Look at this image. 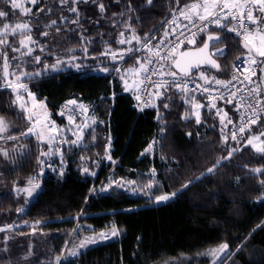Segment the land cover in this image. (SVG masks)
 I'll list each match as a JSON object with an SVG mask.
<instances>
[{"label":"trees","instance_id":"obj_1","mask_svg":"<svg viewBox=\"0 0 264 264\" xmlns=\"http://www.w3.org/2000/svg\"><path fill=\"white\" fill-rule=\"evenodd\" d=\"M196 1L153 0L148 5L147 0H131L135 10L127 12L128 0H120L119 5L115 0H103L107 8L103 19L95 4H80L82 28L64 23L59 33L49 30L47 37L41 35L43 25L50 19H57L59 23L64 6L58 0H39L32 6L31 19L38 20V24H32V35L41 43L34 47L31 55H22L23 49L13 52L6 46L2 52H7L13 66L20 60L28 75L41 73L35 75L30 89L45 100L53 116L59 105L77 98L95 106V114L104 126L94 151L87 152L91 158L89 170L97 172L95 176L83 174L72 160L67 161L62 175L49 171L44 174L41 150L32 137L24 139L29 148L25 154L9 158L0 155V228L4 229L0 231V264H208L206 252L224 243L228 245L229 254L220 264H264V153L246 144L256 136L264 148V111L260 109V122L236 144L229 139L230 127L239 117L235 104L220 100L212 107L214 101L198 97L204 102L205 122L197 123L195 119H185L183 93L162 87L157 93L163 95L155 94L153 106L138 112L120 79V72L140 68L137 58L141 64H146L144 62L152 56V46L162 40L170 19L182 9L187 10L185 5ZM0 8L9 12L8 21L22 20L21 12H14L3 3ZM41 8L43 11H39ZM49 8L54 10L46 15ZM122 11L126 12L124 16L113 18V13ZM259 12L256 15L263 17ZM64 15L75 14L66 11ZM225 25L227 27L210 28L182 50L200 49V42L207 39L208 33L219 34L220 41L210 42L209 48L203 51L205 65L201 70L214 74L215 78L229 80L235 60L259 56L248 42L228 31L231 23ZM121 32L123 37L119 35ZM144 37L151 41L148 49L144 48ZM18 38L12 37L9 43L18 46ZM125 38L131 43L118 42ZM41 45L46 49L43 52ZM215 45L224 49L222 55L211 57L221 66L219 71L208 62ZM124 49L136 51L126 53ZM106 50L116 53L117 59L113 60L111 54H101ZM35 56H40V63L34 61ZM58 59L62 61V70L51 67L58 65ZM172 61L171 58L165 62L164 73L174 70ZM66 62L73 66L65 68ZM117 68L120 71H116ZM97 69L106 70L95 74L93 71ZM260 70L252 81L255 82ZM260 89L264 97V86ZM8 101L7 94L0 97V115L8 121L11 136L20 140L29 125L25 116ZM165 103L167 108L163 107ZM222 106L232 111L223 124L215 113ZM105 133L111 139L110 156L117 161L114 167L105 162L96 163V158L107 152ZM155 138L158 139L157 154L154 158L147 157L144 153ZM234 147L241 150L229 159H222ZM217 160H221L220 166L214 173H207ZM256 168L262 171H252ZM150 169L155 170L162 193H176L173 200L154 205L143 197L117 189L93 195V189L108 175L142 181L144 173ZM189 181L192 183L188 184ZM34 182L40 184V190L28 201L20 192ZM185 184L188 186L184 187ZM24 220L36 226L18 229ZM87 227H91L92 232L115 227L118 235L58 263L57 257H61L73 241L76 230L79 228L75 242H79V238L89 232Z\"/></svg>","mask_w":264,"mask_h":264},{"label":"rangeland","instance_id":"obj_2","mask_svg":"<svg viewBox=\"0 0 264 264\" xmlns=\"http://www.w3.org/2000/svg\"><path fill=\"white\" fill-rule=\"evenodd\" d=\"M18 3L21 5V7L13 11L21 12L22 20L31 19V16H26L22 14L24 8L32 9L33 5L29 2V0H18ZM61 10H62V15H64V13L66 12L65 7L61 8ZM252 11L254 16L258 18H264V12L260 11L261 13H263V15L261 14L263 17L256 15V13L259 12L258 8H253ZM206 12H201L200 14H204ZM176 16L178 19H184V18H180L181 15L179 17L178 15ZM192 16L194 15L191 16L188 15L186 18ZM254 25L256 28L255 36L246 39L245 41L248 42L251 46H253L256 52L258 53L257 49L261 47L259 37L260 34L264 32V26H261L258 29V26L256 24ZM168 27L169 25H167V28ZM169 29H167V31H169ZM12 37L13 36L7 37L8 42ZM193 41H196V39H194ZM192 44L193 43H191L190 45ZM35 46L36 45H32L33 48ZM3 49H4V45H0V53H3L2 52L4 51ZM154 51L155 49L153 48L151 55H153ZM261 59H262V71L264 72V57H261ZM0 61H1L0 71L1 74L3 75L1 86L5 87L6 84L5 72L11 73L12 75H9L7 78V83H10L11 87H6L10 91L9 93L10 101L12 102L13 107H16L17 110L21 112L22 115L25 116L26 123L29 125V127H32L33 129L31 133H28L27 131L26 135H22V138L20 140H15V138L10 139L9 137H14V136H11L10 134V126L8 121L3 118L4 121L6 122L5 125L6 130L0 132V155L9 158L11 156L25 154L27 150H29V148L27 143H24L25 141L24 139H29L32 137L35 139L36 143L38 144L37 146H39L41 150V157L43 163L45 164L44 172H43L44 174L47 171L53 174L55 173L61 174V171L63 173L67 167V161L72 160L74 161V163H77L79 167H81L83 174L88 176L97 175V172L95 174L94 172H91L89 170V164L91 158L87 154L89 150L90 153L94 151V147L98 141L99 136L101 135L100 129H102V127L104 126V123L101 122V120L95 114L96 113L95 106H91L89 104L83 103L77 98H74L71 100H75L76 101L75 104H69L68 101L62 103L57 108V112L55 116H53V113H51L47 108V104L45 100L39 99L37 94L30 89V84L33 82L35 75H25L26 72H24V68L22 67L23 65L20 63V60H18L17 61L18 63L15 64V66H13L12 61L10 63L8 59L7 68H5L4 66L3 59H1ZM61 64L62 63H58L56 69L62 70L63 68L61 67ZM16 65H19V67H16ZM147 65L148 64H145L143 68L140 67L136 71L125 70L123 72H120L121 82L125 85V87H127V91L130 95L137 94L140 91L141 75ZM69 66H73V65H71L69 62H66L64 67L67 68ZM169 70H171V64L169 66ZM201 71L202 70L200 69L199 72ZM93 72L96 74V72L104 73L105 71L102 69H97L94 70ZM17 74H19L20 83L25 85L27 91H25L24 89L16 88V82L18 78ZM199 77L203 80L205 79L202 78L201 76ZM29 91L33 94V96L28 95ZM17 93H19L21 96V99L19 100H17L16 98ZM151 103L148 105V108L153 106V103L152 104ZM21 104H25L27 106V111L21 109L20 107ZM81 105H83V107H81ZM28 116H32L36 122L30 125L29 120L27 118ZM199 116L201 123H204L205 120H203L202 112L200 113ZM69 117L72 118L71 122L69 120ZM37 133L40 134V138L37 137ZM103 139L106 141L107 152L99 156L98 159L96 158V163L101 165L103 162H105L107 164H111L112 167H114L117 164V161L113 160L112 157L110 156L112 148H111V139L109 138L108 133H105V135H103ZM65 140L76 141V143L75 144L70 142L65 143ZM253 145H255V147ZM251 146L256 151L258 148H262L261 139L257 138L253 140ZM157 150H158V139L155 138L152 140L151 144L146 149L144 155L147 157L154 158V156L157 154ZM4 153H6L7 155H4ZM42 153L45 154L42 155ZM109 156L111 157V159H109ZM98 166H96V168ZM85 168L88 169L87 172L84 171ZM128 182L129 181L124 180L123 178H116L112 175H108L106 179H104V181H102L99 185H97L93 189V195L106 194L113 189H117V190H122L125 193L134 197H143L144 199L153 203L154 205L164 204L174 199V196H170V199H168L167 201H162L159 203L155 202L154 197L156 195H162L167 193L161 192L162 184L157 179L156 172H153L152 169L144 173V179L142 181H132L133 183L131 184ZM149 185H151V187H149ZM39 190H40V184L38 182H34L29 184L27 188L21 190L23 192L20 193L25 194L27 200L30 201L34 199V197L37 195ZM29 192H31L32 194L29 195L28 194ZM34 226H36V223L24 220L17 226V228L20 230H27L33 228ZM87 229L89 232L87 233V235L80 237L79 242H75V238L77 236L76 234L78 233L79 228L76 230L74 234V238L72 239L73 241L70 244H68L63 254L61 255L59 261L56 260L58 263H60L61 261L67 258L78 256L79 253L88 246H94L100 244L114 237L111 235L112 230H106L102 232H92L91 227H87ZM93 240L95 242H92ZM82 244L83 246H81ZM217 248H213V249H217ZM210 250H208L206 252L208 254L205 255V257L209 259L208 264H213L214 261L215 264H220L221 261L229 254V248H228L220 253H217V257H219V259H217L216 257H213L210 254ZM72 252H76L77 254L71 255Z\"/></svg>","mask_w":264,"mask_h":264},{"label":"snow or ice","instance_id":"obj_3","mask_svg":"<svg viewBox=\"0 0 264 264\" xmlns=\"http://www.w3.org/2000/svg\"><path fill=\"white\" fill-rule=\"evenodd\" d=\"M29 2L33 6H35L37 3H39V0H29ZM89 2H91L92 4H95L97 6V8L99 9V12L101 14L100 18L103 19L104 18L103 14L107 11V8H106L105 4L103 3V0H58V3L61 6H64L67 12L75 14V15L72 16V17L61 15L59 17V23H58L57 19H50L48 23L43 25L44 30L41 32V35L47 37L49 35V30H54L55 32L59 33L60 32V25L64 24V23L75 24V25H77L78 28H82V25H81V22H80L81 11H80V8L78 7V5H80V4H88ZM0 3L6 4L12 10H17V9H19L21 7V5L18 3V0H0ZM115 3L117 5H119L120 4V0H115ZM152 3H153V0H147V4L148 5H151ZM213 3H216L217 7L220 10H223V8L227 6V0H225L224 4H221L220 0H213ZM251 3L253 5H258L259 6L258 10L261 11V12H264V0H251ZM201 7H203L204 10L207 11V5L206 4L205 5H198L196 3H193L190 6L185 5V9H199ZM53 10H54L53 8H49L48 9V13H46V15L50 14ZM134 10L135 9H134V7L131 4V0H128V4L126 5V11L127 12H132ZM39 11H43V8H41ZM181 11L183 12L184 9H182ZM22 14L26 15V16L33 15L31 8H24ZM125 14H126V12H123V11L120 12V13H113V18L116 17L117 15L124 16ZM229 15H231L232 19H236V14L233 11L232 13L224 12V14L222 16H215L214 19L209 21V22L210 23H215L218 27H221V28L227 27V25L222 23V20L226 19ZM8 17H9V12L7 10L3 9V8H0V45H4L6 47H10L13 52H20L21 49H24L25 51L21 53L22 55H25V54L31 55V53L34 51V48L32 47V45H39L41 43L40 41L34 39V37L32 35V27H31V25L33 23H37L38 24V20L37 21H33L32 19H26V20L8 21ZM187 19H189V24L197 27V29L199 31H204V29L207 27V24H198L197 23V20H199L201 22L208 20V17L205 16V15H201L199 13V11H197L195 18L188 17ZM244 20H246L249 23L256 24L258 26V29L261 26H264V18H258L256 16H254L253 15V11H252L251 8H246L244 10V12L241 13V21H244ZM96 22L98 23L99 21L97 20ZM172 22H174V21H172ZM166 23H168V22L166 21ZM113 26L115 27V23H113ZM184 27H188V25H184ZM246 27H247L246 24H244V23L240 24V28L241 29L246 28ZM73 31H75V29H73ZM228 31L229 32L236 31L235 26L228 27ZM195 34L196 33H194V32L192 33L193 36H195ZM236 34L238 36L244 37V39H249L252 36L253 33H252V30L249 29L248 32H247V35L243 31H237ZM119 35L123 37L124 33L121 32ZM169 35H170L169 32H165L164 33L165 37H168ZM8 36H13V37L19 36L18 46L14 45V44H10L8 42V39H7ZM182 36L184 37V39H188V37L185 35L184 32H180L178 35H176L175 41H164V40H162V41H159L157 44L153 45L152 47L155 49V56L157 58H159V59H168L171 56V53L174 51V49L177 46H179V45H181L183 43V41L181 40ZM81 39L82 40L85 39V37L83 36V32H81ZM143 39L146 42L144 44V48H148V45L151 44V41L148 39V37H144ZM259 39H260L261 47L259 49H257V51H258V54L261 57H264V32H262L260 34ZM212 41H220V35L219 34L208 33L207 34V39L206 40H202L200 42L202 44V47L200 48V51L203 52L205 49H208L209 45H210V42H212ZM118 42L120 44H126V43L130 44L131 40L125 38V39H120ZM137 42H139V38H137ZM189 42L190 43H195V41H189ZM161 45H165L166 47L168 45H171V46L167 47V51L165 53L161 54V52H160ZM215 47H216V51L209 54L208 62L211 65V67H213L217 71H219L221 69V66L219 64H217L216 61L214 59H212L211 57L215 56V55H218V54H223L224 49H221L218 45H215ZM245 47H247V45H245ZM45 50H46L45 47L43 45H41L40 51L43 52ZM47 51L51 52L52 49H47ZM84 51L86 52L87 49L85 48ZM122 51H124L126 53H131L133 51H136V49H124ZM101 54L102 55L111 54L113 60L117 59L116 53H112L110 50H106L105 52H103ZM0 58L3 59L4 66H5V68H7L8 67L7 52L0 53ZM13 59H16V57H13ZM33 59H34V61L36 63H40L41 62L40 56H35ZM73 59H75V57H73ZM120 59H123V56H120ZM172 59L174 61L175 58L172 57ZM57 63H62V61H60L58 59ZM136 63L139 64L141 68L144 67V65L141 64L139 58H137ZM144 63L152 64L153 63V59L151 57H149ZM252 63L256 64L257 61L252 60ZM75 66L77 68L80 67V65H75ZM196 66L199 67L200 65H196ZM16 67H19V65H16ZM51 67L54 70H58V69H56V65L55 64H53ZM161 67H163V66H161ZM104 70H106V69H104ZM116 71H120V69L117 68ZM145 71L151 72V74L154 75V74H156L157 70L156 69H145ZM40 74H41L40 72H36L35 73V75H37V76L40 75ZM253 74H255V73H253ZM9 75H12V74L5 72V81H6L5 87H11V84L7 83V78H8ZM25 75H28V74L25 73ZM167 75L175 77L177 75V72L176 71H169L167 73ZM200 76L202 78H205L206 82H207V78L205 77V73L201 72ZM17 77L18 78H17V82H16V88L24 89L25 91H27V89L25 88V85L20 83L19 74H17ZM235 79H237V77L233 76L232 80H235ZM213 80H214L215 84L221 85L223 88L228 90V93H227L228 97H232V96L236 95V93L232 92L231 89L229 88V85L232 83V80H223V79H218V78H215V77H213ZM164 83H166V82H164V81L157 82V86L161 87V86H163ZM249 83L254 84L255 86L248 89V97H249L248 101L245 102L243 100V98H241V103H246V106L248 108H251V109H255L257 107H260L261 111H264V97H261V95H260L261 89H260L259 82L258 81L254 82V81L249 80ZM176 86L179 87V88L186 87L185 85L179 84V83L176 84ZM196 87L200 88L201 85L197 84ZM204 91H210V89L204 88ZM237 91H240V89H238ZM28 95L29 96H33V94L30 91L28 92ZM156 95L162 96L163 93H156ZM16 98H17V100L21 99V96H20L19 93H17V97ZM137 99H139V97H137ZM226 102H231V100L230 99H226ZM68 103L69 104H75L76 101L75 100H70V101H68ZM20 107L24 111H27V106L25 104H21ZM81 107H83V105H81ZM163 107L167 108L168 104L165 103L163 105ZM198 107H202V106L198 105ZM212 107H215V105H212ZM220 111H221L220 109H217V115L220 114ZM224 115L226 116L227 113H225ZM27 118L29 120L30 125L34 124L36 122L35 119L32 116H28ZM186 118H187V114H186ZM259 118H260L259 115L254 111L252 117L249 118V121H250V123L254 124V123L257 122V120ZM69 120L71 122L72 118L69 117ZM196 121H197V123L201 122L199 113L196 114ZM221 123H223V118H221ZM229 123H231V121H229ZM5 125H6V122L4 121L3 117H0V132H3V131L6 130ZM244 130H245L244 125H241L239 131L241 133H243ZM32 131H33L32 127H29L28 128V133H31ZM162 131H163V129H162ZM22 134L26 135L27 133H22ZM189 135H191V133H189ZM37 137L40 138V134L39 133H37ZM9 138L11 139V138H14V137H9ZM257 138L258 137H256V136H252L250 139L247 140L246 144L247 145H251L253 140H255ZM224 139H225V142H227V137H224ZM232 139L236 140V133L235 132L232 133ZM69 142L73 143V144L76 143V141H67V140H65V143H69ZM253 146L255 147V145H253ZM240 150H241L240 148H235L234 147L228 152V156L222 157V159H229V158H231V156H232V154L234 152H237V151H240ZM257 151H260V152L264 153V148H258ZM44 154L45 153H42V155H44ZM4 155H7V154L4 153ZM109 159H111L110 156H109ZM41 163H43V161H41ZM220 163H221V160H217L216 164H214L212 167H209L207 169V173H214L216 168L220 166ZM84 171L87 172L88 169L85 168ZM154 171L155 170H153V172ZM252 171L260 173L262 170L260 168H256V169H252ZM62 174L63 173L61 171V175ZM128 183L131 184L133 182L129 181ZM190 183H192V182L189 181L188 184H190ZM262 183H264V181H262ZM188 184H185L184 187H187ZM149 187H151V185H149ZM28 194L31 195L32 193L29 192ZM175 195H176L175 192L171 193L170 195H168V194L156 195L154 197V199H155V202L159 203V202H162V201H167L168 199H170V196H175ZM0 231H4V229L0 228ZM111 235L112 236L118 235V231L116 230L115 227L113 228V230L111 232ZM92 242H95V241L93 240ZM81 246H83V244ZM226 249H228V245H227V243H224L219 248L210 250V254L213 257H216L217 259H219V257H217V253H220V252H222L223 250H226ZM76 254H77L76 252H72L71 253V255H76ZM207 254L208 253H206L205 255H207ZM59 259H60V257L58 256L57 257V261H59ZM213 264H215V261L213 262Z\"/></svg>","mask_w":264,"mask_h":264},{"label":"built area","instance_id":"obj_4","mask_svg":"<svg viewBox=\"0 0 264 264\" xmlns=\"http://www.w3.org/2000/svg\"><path fill=\"white\" fill-rule=\"evenodd\" d=\"M221 4L225 3V0H220ZM258 5H253L251 2L243 5V6H236L232 3H230L227 0V6L223 8V10H220L217 6L213 9L208 10L206 13L201 14L208 17V20L206 21H199L197 20L198 24H207V27L204 29V31H199L197 27L189 24V19H178L177 16H173L168 25L170 35L168 37H165L163 35L162 40L164 41H175L176 35H178L180 32H184L185 35L188 37V39H184V37H181V40L183 43L179 46H177L174 51L171 53V56L168 59H159L155 56V51L153 52V55L151 58L153 59L152 64H148L145 69H156V74H151V72L144 71L141 75V89L137 94L131 95V98L133 100V106L136 108L138 112L144 111L146 108H148V105L153 101L155 94L159 89L162 87H172L174 89H177L183 93L184 100L186 101L189 97H203L210 101H226V99H230L231 102L236 105V108L239 113V117L236 122H234L229 130V139L238 144L241 143L243 140L244 134L253 126L257 125L260 122L261 116H260V107H257L255 109L248 108L246 106V103H241V98L245 102L248 101V89L254 87L253 84L249 83V80H253V78L256 76L258 71L261 68V60L259 57H243L235 60L232 63L231 66V80L233 76H236L237 79L232 80V83L229 85V88L232 92H235L236 95L232 97H228L227 93L228 90L223 88L221 85L215 84V82L205 81L201 79L200 77L196 75L191 76H184L177 74L175 77L167 75L163 72L164 64L166 61L170 60L172 57L177 55L181 49L187 45H190L191 43L189 41H193L194 39H197L201 34L205 33L212 27H216L217 25L215 23H210L209 21L213 20L215 16H222L224 12L232 13L233 11L236 14V19H232L231 15H229L226 19L222 20L223 24L231 23V27L235 26L236 31H233L235 36L238 39L246 40L242 36H238L236 34L237 31H243L247 35V32L249 29L252 30V36H255L256 28L254 27L253 23H249L246 20L241 21V13L244 12L246 8H258ZM196 15L192 16L191 18H195ZM174 21V22H172ZM244 23L247 25L246 28L241 29L240 24ZM184 25H188V27H184ZM196 33L195 36L192 35V33ZM250 37V38H251ZM171 45H168L167 47H170ZM167 47L165 45H161L160 52L161 54L165 53L167 51ZM252 60L257 61L256 64L252 63ZM163 66V67H161ZM255 73V74H253ZM164 81L166 83L163 84V86L158 87L157 82ZM183 84L186 87L179 88L176 86V84ZM201 85L200 88H197L196 85ZM204 88L210 89V91H204ZM240 89V91H237ZM139 97V99H137ZM256 112L259 115V119L256 123H250L249 118L252 117L253 112ZM241 125H244L245 130L243 133L239 131ZM236 133V140L232 139V133Z\"/></svg>","mask_w":264,"mask_h":264},{"label":"crops","instance_id":"obj_5","mask_svg":"<svg viewBox=\"0 0 264 264\" xmlns=\"http://www.w3.org/2000/svg\"><path fill=\"white\" fill-rule=\"evenodd\" d=\"M228 1L230 3L236 5V6H243V5L251 2V0H228ZM195 3L198 5H205L206 4L207 10L213 9L217 6L216 3H213V0H198ZM197 11H199V13L206 12L203 7L199 8V9H187L183 12L181 11L179 13L178 17L181 15L180 18H186L188 15L189 16L196 15ZM261 14L263 15V13H261ZM182 49H181V51H183ZM221 49H223V48H221ZM252 49H253L252 51L261 58V56L256 52V50L253 46H252ZM215 51H216V49L213 50V52H215ZM220 55H222V54H218L216 56H220ZM260 69H261L260 74L256 78L255 82L258 81L259 85L261 87V86H264V72L262 71V66ZM201 72H203V71H201ZM201 72H198L196 75L199 77L200 75H198V74H200ZM203 73H205V72H203ZM205 77L207 78V81L214 82L213 77H216V76L214 74L205 73ZM204 80L206 81V79H204ZM229 80H231V79H229ZM123 86H124L125 92L128 93L127 87H125L124 84H123ZM183 98H184V96H183ZM216 102L214 101L212 103V105L216 106ZM184 103L186 106L185 119H195L196 120V114L199 113V115H200V113L204 109V102H202L200 99H197L195 97H189L186 101L184 100ZM198 105H201L202 107H198ZM218 109L221 110L220 114L217 115V110L215 113H216V116H217L219 122L221 123V118H223V121L228 120V118L231 116L232 111L229 109H226V106L219 107ZM235 110H237V108H235ZM225 113H227L226 116L224 115ZM186 114H187V118H186ZM221 124H223V123H221Z\"/></svg>","mask_w":264,"mask_h":264},{"label":"water","instance_id":"obj_6","mask_svg":"<svg viewBox=\"0 0 264 264\" xmlns=\"http://www.w3.org/2000/svg\"><path fill=\"white\" fill-rule=\"evenodd\" d=\"M204 62V52L200 49H185L177 54L173 67L177 74L191 76L204 67Z\"/></svg>","mask_w":264,"mask_h":264},{"label":"flooded vegetation","instance_id":"obj_7","mask_svg":"<svg viewBox=\"0 0 264 264\" xmlns=\"http://www.w3.org/2000/svg\"><path fill=\"white\" fill-rule=\"evenodd\" d=\"M2 59V58H1ZM0 59V60H1ZM0 63H1V61H0ZM0 70H1V65H0ZM2 77H3V75L1 74V71H0V97L3 95V94H7V96H9L10 97V91L6 88V87H3V86H1V84H2ZM8 103H10L11 104V106H13V104L10 102V101H8ZM0 117H1V115H0ZM28 131V130H27ZM27 131H25L24 133H26ZM23 135H25V134H23Z\"/></svg>","mask_w":264,"mask_h":264}]
</instances>
